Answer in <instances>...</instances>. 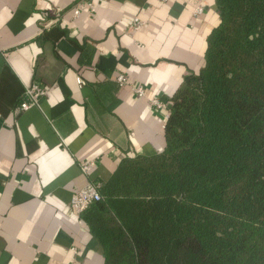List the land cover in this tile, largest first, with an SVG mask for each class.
<instances>
[{
	"label": "crops",
	"instance_id": "obj_1",
	"mask_svg": "<svg viewBox=\"0 0 264 264\" xmlns=\"http://www.w3.org/2000/svg\"><path fill=\"white\" fill-rule=\"evenodd\" d=\"M79 1L0 0V264H106L72 196L165 150L171 97L221 20L216 0H88L75 17ZM35 83L48 93L23 111Z\"/></svg>",
	"mask_w": 264,
	"mask_h": 264
},
{
	"label": "trees",
	"instance_id": "obj_2",
	"mask_svg": "<svg viewBox=\"0 0 264 264\" xmlns=\"http://www.w3.org/2000/svg\"><path fill=\"white\" fill-rule=\"evenodd\" d=\"M216 7L204 66L171 97L165 150L124 159L81 214L106 264H264V0Z\"/></svg>",
	"mask_w": 264,
	"mask_h": 264
},
{
	"label": "built area",
	"instance_id": "obj_3",
	"mask_svg": "<svg viewBox=\"0 0 264 264\" xmlns=\"http://www.w3.org/2000/svg\"><path fill=\"white\" fill-rule=\"evenodd\" d=\"M89 9L91 11L94 10V5L91 1L88 0H81L73 7V15L78 17L80 13L85 10ZM203 12V8L199 7L196 10V14H201ZM142 22L139 18L135 19V29L140 27ZM117 82L120 86L126 85L128 83V79L125 75H119L117 77ZM135 92L140 96L144 97L147 94V91L144 87L138 86L134 88ZM48 93V89L42 87L40 84L35 83L28 86L24 93V99L22 100L20 106L23 111H27L33 107H37L40 104V101L43 97H45ZM152 103L157 108H168L166 104L159 98L153 97ZM96 167L94 162H87L82 163L81 168L83 173L90 174ZM101 184L94 181L89 182L85 187L80 190L74 192L71 200V205L74 211L81 215L85 212L91 203L101 201L103 199L101 193L99 192Z\"/></svg>",
	"mask_w": 264,
	"mask_h": 264
}]
</instances>
